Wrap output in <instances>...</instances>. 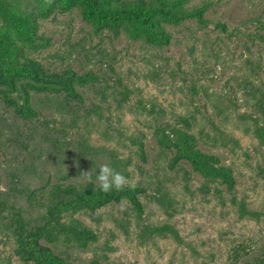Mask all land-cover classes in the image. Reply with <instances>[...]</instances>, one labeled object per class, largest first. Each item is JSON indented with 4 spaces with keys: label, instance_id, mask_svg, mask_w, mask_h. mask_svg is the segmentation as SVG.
<instances>
[{
    "label": "rangeland",
    "instance_id": "374dc122",
    "mask_svg": "<svg viewBox=\"0 0 264 264\" xmlns=\"http://www.w3.org/2000/svg\"><path fill=\"white\" fill-rule=\"evenodd\" d=\"M185 1L186 11L205 5L204 24L162 25L169 41L161 47L105 30L94 35L77 8L37 20L45 44L32 57L48 71L92 79L75 86L79 100L32 94L30 119L0 100V264H31L13 252V213L33 225L51 184L87 182L81 174L92 172L98 185L101 165L143 189L142 215L137 220L125 200L71 215L96 239L85 248L39 240L57 256L72 264H231L238 253L240 264L264 255V146L252 132L264 125L253 105L260 96L264 102V0ZM170 128L192 134L197 150L229 168L233 189L205 184L185 162L169 169L173 149L157 139ZM238 203L256 216L239 217ZM162 224L181 243L140 235Z\"/></svg>",
    "mask_w": 264,
    "mask_h": 264
},
{
    "label": "trees",
    "instance_id": "16d2710c",
    "mask_svg": "<svg viewBox=\"0 0 264 264\" xmlns=\"http://www.w3.org/2000/svg\"><path fill=\"white\" fill-rule=\"evenodd\" d=\"M21 1L0 0V100L22 119H30L34 115L30 109L32 94L59 92L67 100H79L75 86H84L92 79L90 74L76 75L70 70L48 71L32 57L31 53L45 44L36 34L37 20L77 8L81 19L89 25L94 35L105 30L113 36L124 34L130 40H142L155 47L166 45L169 41L162 25L175 26L192 19L198 25L204 24L201 16L205 5L186 11L185 0H33L26 5H21ZM259 25L264 29V23L260 22ZM215 27L225 31L224 25L217 23ZM256 91L257 89H253V92ZM262 98L258 97L253 105L264 116ZM252 132L258 143L264 146V125H257ZM157 144L165 150L173 149L167 163L169 169L185 162L205 184L223 185L228 192L233 189L234 180L229 168L219 165L216 157L197 150L192 134L179 128H170L167 136L157 139ZM138 147L141 150V146ZM207 190L203 185V192ZM142 193L141 187L130 185H126L122 191L113 189L109 193H103L99 185L90 181L80 184H51L45 192L44 211L37 215L33 225H28L18 212L8 219L9 227H13V252L24 263L72 264L54 254L50 247L40 244L39 240L52 242L60 238L61 241L85 248L95 241L97 235L78 220L69 218L71 215L81 211L93 213L110 203L125 200L139 220L142 215L139 197ZM214 194H220V191L214 188ZM166 197L160 193L159 200L168 208ZM231 203L235 204L234 197L231 198ZM236 206L239 217L256 216L247 211L242 203ZM65 216L69 219L61 221ZM153 234L167 235L176 243H181L176 230L166 224L145 226L140 233L141 236ZM238 256L235 253L231 264H236ZM86 264L99 263L92 259ZM240 264H264V255Z\"/></svg>",
    "mask_w": 264,
    "mask_h": 264
},
{
    "label": "clouds",
    "instance_id": "9594fccd",
    "mask_svg": "<svg viewBox=\"0 0 264 264\" xmlns=\"http://www.w3.org/2000/svg\"><path fill=\"white\" fill-rule=\"evenodd\" d=\"M81 176L91 181L92 172H84ZM96 182L99 185L100 191L103 193H109L113 189L116 191H122L128 184V181L124 175L108 165H101L99 172L96 174Z\"/></svg>",
    "mask_w": 264,
    "mask_h": 264
}]
</instances>
